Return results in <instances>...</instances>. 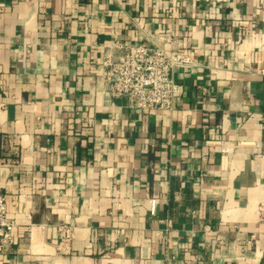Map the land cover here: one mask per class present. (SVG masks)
I'll return each mask as SVG.
<instances>
[{"label":"crops","instance_id":"0c3cea01","mask_svg":"<svg viewBox=\"0 0 264 264\" xmlns=\"http://www.w3.org/2000/svg\"><path fill=\"white\" fill-rule=\"evenodd\" d=\"M137 42L194 57L173 110L104 94ZM0 192V264H264V0H0Z\"/></svg>","mask_w":264,"mask_h":264},{"label":"built area","instance_id":"2783aa9c","mask_svg":"<svg viewBox=\"0 0 264 264\" xmlns=\"http://www.w3.org/2000/svg\"><path fill=\"white\" fill-rule=\"evenodd\" d=\"M195 65L194 57L187 52L167 53L161 48H148L137 42L125 48L119 56L109 54L103 59L100 81L106 96L126 99L129 108L143 112L171 111L181 94V86L174 80L173 71L187 70ZM155 206L156 199L152 198L151 212ZM257 215L259 222L264 224V203L258 205ZM56 230L59 245L67 247L73 238V228L59 224ZM13 231L7 198L0 192V254L13 243Z\"/></svg>","mask_w":264,"mask_h":264}]
</instances>
